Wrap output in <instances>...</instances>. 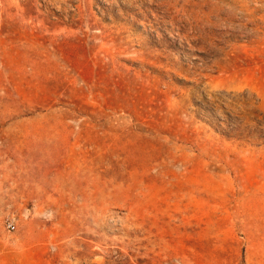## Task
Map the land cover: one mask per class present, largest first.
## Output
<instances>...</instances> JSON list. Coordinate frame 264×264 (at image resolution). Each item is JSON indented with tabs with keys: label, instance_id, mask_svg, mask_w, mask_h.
<instances>
[{
	"label": "rangeland",
	"instance_id": "374dc122",
	"mask_svg": "<svg viewBox=\"0 0 264 264\" xmlns=\"http://www.w3.org/2000/svg\"><path fill=\"white\" fill-rule=\"evenodd\" d=\"M0 264H264V0H0Z\"/></svg>",
	"mask_w": 264,
	"mask_h": 264
},
{
	"label": "built area",
	"instance_id": "2783aa9c",
	"mask_svg": "<svg viewBox=\"0 0 264 264\" xmlns=\"http://www.w3.org/2000/svg\"><path fill=\"white\" fill-rule=\"evenodd\" d=\"M8 227H9L10 229H15L16 224H15L14 222H10V223L8 224Z\"/></svg>",
	"mask_w": 264,
	"mask_h": 264
}]
</instances>
